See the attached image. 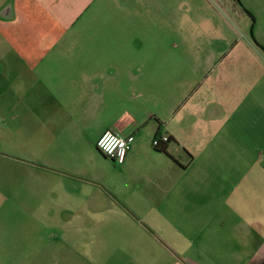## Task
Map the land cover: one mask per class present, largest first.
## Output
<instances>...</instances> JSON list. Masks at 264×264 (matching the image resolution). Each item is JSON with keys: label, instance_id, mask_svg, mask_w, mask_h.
I'll return each mask as SVG.
<instances>
[{"label": "crops", "instance_id": "1", "mask_svg": "<svg viewBox=\"0 0 264 264\" xmlns=\"http://www.w3.org/2000/svg\"><path fill=\"white\" fill-rule=\"evenodd\" d=\"M106 1L0 0V157L72 187V221L102 217L96 264H264V44L219 9L171 14L201 2L145 24ZM105 131L134 135L122 165Z\"/></svg>", "mask_w": 264, "mask_h": 264}, {"label": "rangeland", "instance_id": "2", "mask_svg": "<svg viewBox=\"0 0 264 264\" xmlns=\"http://www.w3.org/2000/svg\"><path fill=\"white\" fill-rule=\"evenodd\" d=\"M169 1L110 0L105 5L116 10L109 21L125 18L129 7L128 22L149 24L156 23L157 18L160 22L170 21L166 4ZM181 1L175 0V3ZM192 1L201 2L203 11L198 10L197 3H191L190 8L177 7L178 15L171 14L186 21L185 11L189 9L191 18L197 22L202 20L200 12L204 18L208 12L212 16L214 10L219 9V21L224 19L228 24L227 33H232L230 24L235 28L237 25L245 32L242 36L264 44V0H208V5L206 0ZM124 7L127 8L122 14L120 8ZM157 7L161 11L155 12ZM216 32L210 29V33ZM134 35V30L128 32V37ZM144 35L152 37L150 31H145ZM136 107H133L135 113ZM7 131V127L0 125L1 136ZM7 144L8 139L0 137V153L8 151ZM69 190L73 191L72 187L58 180L32 175L28 167L18 164L15 159L10 161L0 157V264H96L92 252L104 244V235L97 231H103L105 223L98 217L94 232L91 230L93 223L72 221L73 199L63 192ZM85 210L88 213L90 208ZM115 224L120 226L122 223Z\"/></svg>", "mask_w": 264, "mask_h": 264}, {"label": "built area", "instance_id": "3", "mask_svg": "<svg viewBox=\"0 0 264 264\" xmlns=\"http://www.w3.org/2000/svg\"><path fill=\"white\" fill-rule=\"evenodd\" d=\"M134 141V135L124 137L113 131H105L98 138L96 148L106 158L111 159L117 165H122ZM168 142L169 138L167 136L156 137L152 142V146L154 149H160L162 144Z\"/></svg>", "mask_w": 264, "mask_h": 264}, {"label": "trees", "instance_id": "4", "mask_svg": "<svg viewBox=\"0 0 264 264\" xmlns=\"http://www.w3.org/2000/svg\"><path fill=\"white\" fill-rule=\"evenodd\" d=\"M238 2H240L239 0H237ZM249 15H251L250 13H249ZM263 51H264V49H263V47H260Z\"/></svg>", "mask_w": 264, "mask_h": 264}]
</instances>
